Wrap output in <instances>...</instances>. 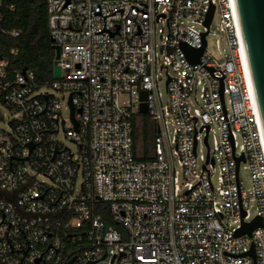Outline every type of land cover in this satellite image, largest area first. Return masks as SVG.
Masks as SVG:
<instances>
[{
    "label": "built area",
    "instance_id": "built-area-1",
    "mask_svg": "<svg viewBox=\"0 0 264 264\" xmlns=\"http://www.w3.org/2000/svg\"><path fill=\"white\" fill-rule=\"evenodd\" d=\"M45 1L61 77L40 84L0 53V264H264V128L237 0ZM140 114L151 160L136 158Z\"/></svg>",
    "mask_w": 264,
    "mask_h": 264
},
{
    "label": "trees",
    "instance_id": "trees-1",
    "mask_svg": "<svg viewBox=\"0 0 264 264\" xmlns=\"http://www.w3.org/2000/svg\"><path fill=\"white\" fill-rule=\"evenodd\" d=\"M15 9L5 6L0 24V53L10 56L12 49L19 54L12 59V67L28 68L35 74L40 84L54 80L55 49L48 27V11L45 0H14ZM20 32L12 36L11 31ZM139 120V123L137 122ZM147 115H138L135 120V153L138 160L155 158V128H147L143 123ZM109 223V221H108Z\"/></svg>",
    "mask_w": 264,
    "mask_h": 264
},
{
    "label": "water",
    "instance_id": "water-1",
    "mask_svg": "<svg viewBox=\"0 0 264 264\" xmlns=\"http://www.w3.org/2000/svg\"><path fill=\"white\" fill-rule=\"evenodd\" d=\"M237 4L245 39L248 63L254 81L264 128V0H237ZM212 17L213 10L211 11L207 21L208 26L210 25ZM206 34L207 33H205L204 36ZM51 40L53 42V48L56 52L54 60V78H60L61 67L58 62L61 55V47L55 43L54 38H51ZM205 44L206 41H204V46L201 49L196 50L197 56L195 60H197V58L203 53ZM185 50L187 53H191L193 51V49L188 46H185ZM142 97L144 99L146 98V92L142 93ZM140 111L142 113H147L148 109L146 103L141 105ZM73 115L74 110H72V117ZM261 225L262 220L258 217L251 223H245L242 229L239 230L238 234H250L254 228ZM252 253L254 255V249L252 250Z\"/></svg>",
    "mask_w": 264,
    "mask_h": 264
},
{
    "label": "rangeland",
    "instance_id": "rangeland-1",
    "mask_svg": "<svg viewBox=\"0 0 264 264\" xmlns=\"http://www.w3.org/2000/svg\"><path fill=\"white\" fill-rule=\"evenodd\" d=\"M219 20H220V17L219 15H216L215 19H214V23H213V26H212V29H213V33L210 34L208 36V51L210 52H213L214 55H216L217 57H221L222 56V53H221V49H225L227 50L228 49V46L226 44V36L223 32H221L220 30H216L217 26H218V23H219ZM215 31V33H214ZM217 40L220 41V47L221 49L218 47V42ZM160 90L163 94V98L164 100H167L168 98V95H167V92H166V81H165V77H163L162 81H161V84H160ZM54 92V89H52L50 86H47V87H44L41 89V92ZM0 109L2 110V112L5 114V118H7L10 113H9V110H7V108H5L4 106L0 105ZM63 113H64V116L65 118L67 119V122H66V127L68 128L71 124L70 120L68 119V116H69V112L66 108V104H64L63 106ZM139 120L140 119H137V122L139 123ZM145 126L150 127V125H152L151 127L155 128V124L154 122L151 120V119H147L146 121H144L143 123ZM0 128H6V125L5 123H0ZM58 137L60 139H62L65 143H66V138H65V135H64V132L61 131L59 132L58 134ZM210 145H212V139L210 138ZM72 147V146H71ZM240 178L242 179L245 187L247 189H252V173H251V170L249 168H246L245 165H242L241 167V171H240ZM255 209L252 210V214L255 215Z\"/></svg>",
    "mask_w": 264,
    "mask_h": 264
}]
</instances>
